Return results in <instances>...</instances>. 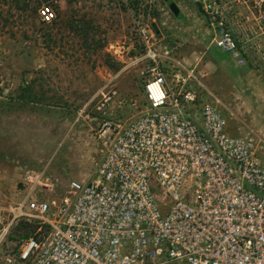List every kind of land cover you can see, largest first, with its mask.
I'll return each instance as SVG.
<instances>
[{"label": "built area", "instance_id": "1", "mask_svg": "<svg viewBox=\"0 0 264 264\" xmlns=\"http://www.w3.org/2000/svg\"><path fill=\"white\" fill-rule=\"evenodd\" d=\"M249 1L193 3L219 51L264 70V0ZM150 34L145 108L134 113L112 82L97 92V171L60 200L43 196L54 187L46 171L30 177L0 235V264H264V138L230 135L222 103L183 64L169 84ZM117 104L123 113L109 115ZM23 223L35 231L4 250Z\"/></svg>", "mask_w": 264, "mask_h": 264}, {"label": "rangeland", "instance_id": "2", "mask_svg": "<svg viewBox=\"0 0 264 264\" xmlns=\"http://www.w3.org/2000/svg\"><path fill=\"white\" fill-rule=\"evenodd\" d=\"M169 1L182 20L165 0H50L52 23L40 12L15 37H0V235L30 177L46 171L54 187L43 196L60 200L70 182L94 176L105 156L102 118L92 103L101 88L112 82L136 103L134 113L145 108L144 84L154 66L145 59L142 30L151 32L169 84L183 64L222 103L230 135L264 138V70L219 51L193 0ZM27 86L36 101L20 99ZM111 113L123 111L117 104ZM32 231L14 229L4 250Z\"/></svg>", "mask_w": 264, "mask_h": 264}, {"label": "trees", "instance_id": "3", "mask_svg": "<svg viewBox=\"0 0 264 264\" xmlns=\"http://www.w3.org/2000/svg\"><path fill=\"white\" fill-rule=\"evenodd\" d=\"M171 3L173 2L169 1L168 5ZM45 6L54 11L53 7L50 6V0H0V37L7 34L15 37L17 35L18 27L22 25L24 26L29 23V20L40 16V11ZM182 19L183 17L181 15L177 17V20ZM23 31L26 36V31ZM31 90L30 86L24 88L21 91L20 99H28L31 102L36 101L32 96ZM20 227L33 229V231L28 234H21L20 236L23 238H28L36 229L31 225L24 223ZM13 239H16V237Z\"/></svg>", "mask_w": 264, "mask_h": 264}, {"label": "water", "instance_id": "4", "mask_svg": "<svg viewBox=\"0 0 264 264\" xmlns=\"http://www.w3.org/2000/svg\"><path fill=\"white\" fill-rule=\"evenodd\" d=\"M167 3L169 2V0H165ZM171 11L175 14L176 17H178L180 15V10L177 7V5L173 2L169 5Z\"/></svg>", "mask_w": 264, "mask_h": 264}, {"label": "crops", "instance_id": "5", "mask_svg": "<svg viewBox=\"0 0 264 264\" xmlns=\"http://www.w3.org/2000/svg\"><path fill=\"white\" fill-rule=\"evenodd\" d=\"M180 15L182 16V14H181V12H180ZM204 16V15H203ZM205 18V17H204ZM205 20H206V18H205ZM207 21V20H206Z\"/></svg>", "mask_w": 264, "mask_h": 264}]
</instances>
